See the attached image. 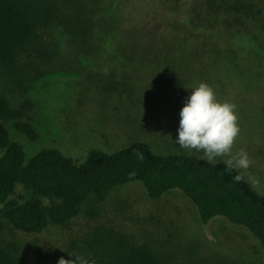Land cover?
<instances>
[{"label":"trees","instance_id":"obj_1","mask_svg":"<svg viewBox=\"0 0 264 264\" xmlns=\"http://www.w3.org/2000/svg\"><path fill=\"white\" fill-rule=\"evenodd\" d=\"M115 1L0 0L1 219L24 234H39L68 225L91 198L105 201L114 189L140 182L152 199L181 191L205 224L221 216L248 229L264 253V196L223 162L159 155L140 141L111 153L93 149L83 161L59 148H44L28 159L24 145L12 138L10 122L31 141L39 139L36 102L14 101L17 93L27 96L33 84L63 71L62 62L69 60L62 58L101 65L120 57L194 51L218 53L235 65L250 48L264 65V0H154L155 10L142 16L123 1L114 8ZM99 229L72 240L54 262L41 245L21 252L0 242V264H56L60 257L74 259L69 253L88 264H185L133 234Z\"/></svg>","mask_w":264,"mask_h":264},{"label":"rangeland","instance_id":"obj_2","mask_svg":"<svg viewBox=\"0 0 264 264\" xmlns=\"http://www.w3.org/2000/svg\"><path fill=\"white\" fill-rule=\"evenodd\" d=\"M119 1L123 7H136L138 16L156 8L154 0H117L114 8ZM195 54L128 56L101 65L62 58L69 60L62 62L63 71L33 84L27 96L17 93L14 101L18 104L28 97L36 102L32 114L39 139L31 141L10 122L12 138L24 145L28 159L44 148H59L83 161L93 149L111 153L140 141L159 155L187 154L206 161L202 153L174 142L184 98L190 87L206 82L218 99L236 105L240 131L232 153L244 149L251 161L247 169L237 170L264 196V65L250 48L235 65L215 52ZM81 64L90 67L85 71ZM76 66L79 70L74 71ZM227 158L217 157L216 162ZM99 228L133 234L140 243L175 255L185 264H264L261 244L248 229L221 216L205 224L196 205L181 191L152 199L140 182L114 189L105 201L91 198L68 225L49 226L39 234L14 230L0 217V242L21 252L41 245L54 262L72 240Z\"/></svg>","mask_w":264,"mask_h":264},{"label":"clouds","instance_id":"obj_3","mask_svg":"<svg viewBox=\"0 0 264 264\" xmlns=\"http://www.w3.org/2000/svg\"><path fill=\"white\" fill-rule=\"evenodd\" d=\"M191 91L184 98L179 110V123L175 144L182 149H189L203 154L207 163H216L217 157L227 156V167L247 169L251 163L248 153L239 149L232 153V146L239 134L236 105L217 98L214 89L206 82H199L190 87ZM234 179L239 180L237 175ZM60 257L56 264H88L80 255Z\"/></svg>","mask_w":264,"mask_h":264}]
</instances>
